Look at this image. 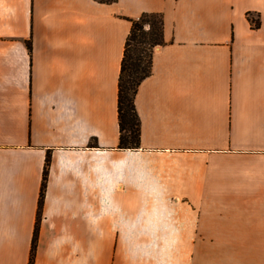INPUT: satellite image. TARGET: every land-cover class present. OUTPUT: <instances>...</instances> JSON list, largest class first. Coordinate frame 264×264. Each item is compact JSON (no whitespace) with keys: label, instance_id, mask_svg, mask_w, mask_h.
I'll list each match as a JSON object with an SVG mask.
<instances>
[{"label":"crops","instance_id":"obj_1","mask_svg":"<svg viewBox=\"0 0 264 264\" xmlns=\"http://www.w3.org/2000/svg\"><path fill=\"white\" fill-rule=\"evenodd\" d=\"M142 12L164 43L123 148ZM32 247V264H264V0H0V264Z\"/></svg>","mask_w":264,"mask_h":264},{"label":"trees","instance_id":"obj_2","mask_svg":"<svg viewBox=\"0 0 264 264\" xmlns=\"http://www.w3.org/2000/svg\"><path fill=\"white\" fill-rule=\"evenodd\" d=\"M113 2L115 0H97ZM254 25L259 19L253 20ZM164 43L163 18L160 12H142L131 19V27L126 36L119 72L118 118L119 147L139 146V118L134 105V95L138 85L150 74L154 47ZM48 158H46V163ZM46 180V169L42 176V188ZM41 201V199H40ZM33 247L30 255L32 264Z\"/></svg>","mask_w":264,"mask_h":264}]
</instances>
